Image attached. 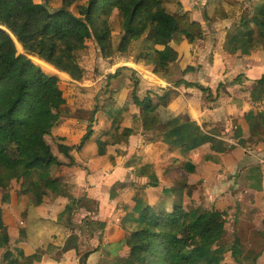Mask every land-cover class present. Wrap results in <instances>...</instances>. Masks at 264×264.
I'll return each mask as SVG.
<instances>
[{
    "label": "crops",
    "instance_id": "crops-1",
    "mask_svg": "<svg viewBox=\"0 0 264 264\" xmlns=\"http://www.w3.org/2000/svg\"><path fill=\"white\" fill-rule=\"evenodd\" d=\"M241 1L164 0L167 11L200 23L203 35L176 34L169 43L176 59L163 71L153 72L150 59L117 55L106 65L100 57L95 75L93 59L89 65L78 59L82 77L70 79L74 89L46 136L61 162H73L50 168L53 183L44 189L31 175L0 186V264H81L85 254L84 264H114L128 253L122 240L140 220L139 206L169 210L178 201L191 208L204 203L263 229L264 92L254 89L264 74V46L255 33L252 44L243 42L247 28L241 20L250 16L241 15ZM177 81L198 83L212 93L222 83L223 93L209 101L195 87ZM150 90L153 103L161 91L171 92L157 108L169 121L162 135L143 128L142 109L133 102V92L141 99ZM252 93L260 97L254 99ZM257 113L262 122L252 131L247 118ZM91 118V135L77 148ZM181 125L192 132L191 150L182 151L175 142ZM125 128L132 131L125 134ZM212 144L225 151L217 152ZM61 146L71 147L70 158ZM241 163L244 167L237 170ZM222 168L235 170L237 181L245 183L239 186L242 204L231 195L234 180L218 174ZM216 248L222 257L223 248ZM240 260L222 257L221 262L243 264ZM250 264H264V251Z\"/></svg>",
    "mask_w": 264,
    "mask_h": 264
},
{
    "label": "trees",
    "instance_id": "trees-1",
    "mask_svg": "<svg viewBox=\"0 0 264 264\" xmlns=\"http://www.w3.org/2000/svg\"><path fill=\"white\" fill-rule=\"evenodd\" d=\"M114 13L121 32L116 45L112 44L110 27ZM247 15L249 19L241 20L247 28L241 36L243 42L252 44L255 33L264 46V3L252 6ZM249 22L253 28H249ZM176 34L200 38L203 29L185 13L167 11L164 0H59L57 5L49 0L39 3L0 0V186L6 187L11 180L31 175L44 189L53 183L50 168L73 162L72 159L66 164L61 162L53 154L46 136L59 122L66 95L74 85L60 82L55 74L43 70L62 76L65 72L71 79L79 80L83 71L77 54L86 48L87 41L93 40L103 57L117 52L126 54L138 42L139 49L133 58L150 59L153 72L163 71L176 59L177 54L169 45ZM122 68L125 67L118 68L108 78L118 75ZM177 82L195 87L209 101L223 93L220 91L222 83L213 96L209 87ZM137 86L135 81V90ZM256 89L264 92V74L255 80ZM170 94L163 90L158 102L153 103L149 93L140 99L133 92V102L142 109L141 120L146 131L156 129L162 135L167 129L169 121H164L157 108L166 104ZM252 94L254 99L260 97ZM96 110L97 104L92 113ZM247 121L251 122L252 131L262 122L258 113ZM89 122L77 148L91 135L92 118ZM186 127L180 126V137L175 140L182 151L192 149V132H187ZM131 131L123 129L125 134ZM214 144L217 152L225 151L218 150ZM60 149L70 158L71 147L61 146ZM137 209H140V220L134 222V227L122 240L128 253L116 258L114 264H224L218 248L206 251L224 232L223 212L186 207L181 201L175 202L169 210L149 206ZM238 243V237L234 236L231 258L241 263Z\"/></svg>",
    "mask_w": 264,
    "mask_h": 264
},
{
    "label": "rangeland",
    "instance_id": "rangeland-1",
    "mask_svg": "<svg viewBox=\"0 0 264 264\" xmlns=\"http://www.w3.org/2000/svg\"><path fill=\"white\" fill-rule=\"evenodd\" d=\"M35 2H40L42 0H34ZM49 2L52 5H57L59 3V0H49ZM241 4V8L242 12L241 15H244L246 13H249L252 9V5L250 4V2L247 4L246 1L242 0L240 2ZM176 8H178L176 6ZM117 17H116V13L112 14L111 18H110V27H111V40H112V44L116 45L118 42V39L120 37V25L119 22L117 21ZM139 43L137 42L134 43L132 45V48H130V52L126 53V54H120V53H114L111 57H103L100 52L98 47L94 44L93 40H89L87 41V46L86 48H84L82 51H79L77 54V58L81 61V62H85L88 61L87 65H89L91 63V59H93V64L96 66H92L94 67V69H92V72L96 75L98 70L97 63L100 61V57L101 59H103L104 64H111L113 62V59L115 58V56L120 55V57L126 56L127 58H130L137 53L138 49H139ZM18 50L20 52H22V50L20 48H18ZM133 60L136 61V59L133 58ZM86 65V64H85ZM92 65V64H91ZM40 66V65H39ZM42 69V68H41ZM43 70V69H42ZM89 70V69H86ZM46 73H51V74H55L58 79L60 80V82H67L70 83L71 82V78L70 76L68 77L65 74V76H62L60 73L55 72V71H48V70H43ZM136 78V77H134ZM107 89V88H106ZM104 89L102 88L100 91H103ZM213 89H211L212 91ZM99 91V93H101ZM106 91V90H105ZM156 91H159L158 89H156ZM220 91L223 92V88L220 89ZM151 95H153L155 92L154 90H150L149 91ZM104 94L106 92H103ZM162 93V91H161ZM215 92H213V96H214ZM47 138V137H46ZM250 163H252L251 165H255L253 163H255L254 161H251ZM244 163H241V165L239 164L237 167V170L242 166ZM244 167V166H243ZM260 167V166H259ZM218 174L220 175V177H227L230 178L231 181H233L232 186L229 187L231 190V195L233 197H235V199L239 200V204H242V194L244 193V189H241L239 186L240 184L242 186L245 185V183L242 180H238L237 181V172L235 170L231 171V172H225L222 169L218 170ZM239 175V174H238ZM208 205V204H207ZM206 204H202L201 203V209H210V205L207 206ZM198 208V207H197ZM240 208V207H239ZM242 214L244 215L243 217L246 216L247 213L244 214V211L242 212ZM241 214V215H242ZM239 215V216H241ZM226 222H225V226H224V232L221 236V238L215 242L211 247H209L206 251L207 253L211 250H213L215 248L216 245H221V247L223 248V255L222 257H231V245L233 243V237L237 236L238 240H239V248H240V254L238 255V257L242 258V262L243 264L247 262V264H250L252 262V259L254 257H258L259 254L264 251V218L261 220L263 221L262 225H263V229H255L254 228V224L252 222H246L244 220L241 221V219H245V218H241L239 219L238 216L236 217H227L225 216ZM250 219L253 220L254 217L250 215ZM260 219H257L256 221H259ZM260 227V225H259ZM230 253V255H229ZM244 257V258H243ZM246 259V260H245Z\"/></svg>",
    "mask_w": 264,
    "mask_h": 264
},
{
    "label": "water",
    "instance_id": "water-1",
    "mask_svg": "<svg viewBox=\"0 0 264 264\" xmlns=\"http://www.w3.org/2000/svg\"><path fill=\"white\" fill-rule=\"evenodd\" d=\"M81 264H83L82 261H81Z\"/></svg>",
    "mask_w": 264,
    "mask_h": 264
}]
</instances>
